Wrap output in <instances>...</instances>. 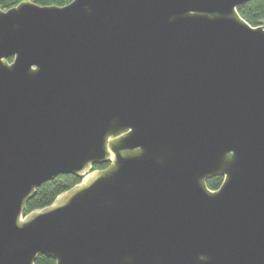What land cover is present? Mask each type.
I'll use <instances>...</instances> for the list:
<instances>
[{"label": "water", "instance_id": "water-1", "mask_svg": "<svg viewBox=\"0 0 264 264\" xmlns=\"http://www.w3.org/2000/svg\"><path fill=\"white\" fill-rule=\"evenodd\" d=\"M249 1L0 8V264H264ZM63 174L81 181L26 213Z\"/></svg>", "mask_w": 264, "mask_h": 264}, {"label": "trees", "instance_id": "trees-1", "mask_svg": "<svg viewBox=\"0 0 264 264\" xmlns=\"http://www.w3.org/2000/svg\"><path fill=\"white\" fill-rule=\"evenodd\" d=\"M22 0H0L1 9H9L18 5ZM41 5L63 6L72 0H34ZM240 15L252 26L264 25V0H251L238 8ZM13 57L9 58L11 62ZM108 164L96 165L97 168H105ZM81 181V178L73 174H63L55 179L43 183L36 189L35 196L28 202L26 213L38 208L46 207L53 203L56 197L63 191L73 187ZM223 177H214L208 180L211 189H217L222 184ZM35 264H57L53 258L41 255Z\"/></svg>", "mask_w": 264, "mask_h": 264}, {"label": "rangeland", "instance_id": "rangeland-1", "mask_svg": "<svg viewBox=\"0 0 264 264\" xmlns=\"http://www.w3.org/2000/svg\"><path fill=\"white\" fill-rule=\"evenodd\" d=\"M34 1V0H33Z\"/></svg>", "mask_w": 264, "mask_h": 264}]
</instances>
